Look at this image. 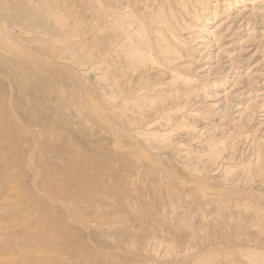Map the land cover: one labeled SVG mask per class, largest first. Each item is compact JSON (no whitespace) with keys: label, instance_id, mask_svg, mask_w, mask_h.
I'll return each instance as SVG.
<instances>
[{"label":"rangeland","instance_id":"1","mask_svg":"<svg viewBox=\"0 0 264 264\" xmlns=\"http://www.w3.org/2000/svg\"><path fill=\"white\" fill-rule=\"evenodd\" d=\"M0 11V264H264V0Z\"/></svg>","mask_w":264,"mask_h":264},{"label":"bare ground","instance_id":"2","mask_svg":"<svg viewBox=\"0 0 264 264\" xmlns=\"http://www.w3.org/2000/svg\"><path fill=\"white\" fill-rule=\"evenodd\" d=\"M112 15H113V21H115V22H117V23H119V25H120V27H121V29H119L120 31L122 30L123 32H124V34L126 35L127 34V28H129L130 26H131V23H130V21H128V20H125V19H122V18H120L119 17V12H114L113 11V13H112ZM112 15H111V17H112ZM8 19H9V13H6V12H4V11H0V21H8ZM30 23L29 24H34V21L33 20H30L29 21ZM35 25V24H34ZM32 32V31H31ZM115 32H116V30H115ZM9 35V34H8ZM51 38V37H50ZM9 39V38H8ZM45 39V38H44ZM10 40V39H9ZM22 49H23V47H22ZM50 51V50H49ZM49 54V53H48ZM50 54H53V56H55V51H51V53ZM53 56H51V57H53ZM112 130V129H111ZM114 135H115V133H114ZM52 227L55 229V231L58 233V230H56V227L52 224ZM58 235L60 236V238H61V236H62V238L59 240V243L61 244L60 245V247L62 248V249H64V250H67V249H69V248H72V247H74V246H72L71 244H70V242L69 241H67V238H68V236H66L65 234H63L61 231H59V233H58Z\"/></svg>","mask_w":264,"mask_h":264}]
</instances>
